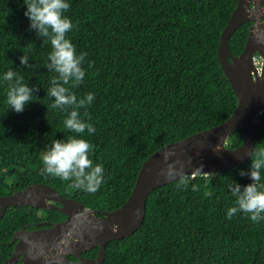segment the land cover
Listing matches in <instances>:
<instances>
[{
  "label": "trees",
  "instance_id": "obj_1",
  "mask_svg": "<svg viewBox=\"0 0 264 264\" xmlns=\"http://www.w3.org/2000/svg\"><path fill=\"white\" fill-rule=\"evenodd\" d=\"M238 1L71 0L67 15L75 28L67 35L85 54L86 69L84 83L72 91L77 96L95 93L86 118L96 132L85 138L93 145L90 159L104 167L100 188L87 192L41 173L46 146L75 133L64 127L63 111L47 110L46 89L54 73L43 65L51 45L30 29L23 0H0V73L12 67L36 86L35 101L20 113L7 111L0 86V195L44 183L92 209L120 208L153 153L218 126L234 113L238 100L218 47ZM252 24L244 23L231 37L235 55L243 51ZM23 53L32 67L20 64ZM253 126L257 151L264 148V111ZM243 142L239 129L227 147ZM250 159L219 173L187 176V187L178 188L175 180L152 191L141 228L110 242L102 264H264V219L252 222L242 213L226 217L235 202L227 185L251 182L239 175ZM39 210L42 219L66 218L58 210L9 207L0 219V263L12 256L14 234L42 220ZM98 252L94 248L84 256L96 258Z\"/></svg>",
  "mask_w": 264,
  "mask_h": 264
},
{
  "label": "water",
  "instance_id": "obj_2",
  "mask_svg": "<svg viewBox=\"0 0 264 264\" xmlns=\"http://www.w3.org/2000/svg\"><path fill=\"white\" fill-rule=\"evenodd\" d=\"M250 21L254 24L245 47L235 55L229 41ZM257 55L262 59L260 68L256 64ZM218 58L237 96L234 113L218 126L169 143L153 153L144 162L130 198L120 208L103 212L92 209L44 183L0 196V219L12 206L57 209L67 216L65 222L52 228L17 233L13 242L20 240L12 257L3 264H16L22 256L24 264H102L110 242L128 237L141 228L151 192L175 181L161 174L168 163L180 161L185 176H194L219 173L250 159L256 149L253 120L264 111V0L238 1L222 32ZM239 129L243 130V144L227 147L229 137ZM166 154H170L168 160H165ZM94 248H99L96 258L82 256ZM68 255L78 261L69 259Z\"/></svg>",
  "mask_w": 264,
  "mask_h": 264
},
{
  "label": "clouds",
  "instance_id": "obj_3",
  "mask_svg": "<svg viewBox=\"0 0 264 264\" xmlns=\"http://www.w3.org/2000/svg\"><path fill=\"white\" fill-rule=\"evenodd\" d=\"M23 3L26 5L24 15L29 19L30 29L43 38V43L51 45L43 65L49 73H54L46 89V96L51 100V104L46 105L47 110L50 107L63 111L66 114L64 127L75 133L66 139H53L46 146L40 157L41 173L71 181L77 189L95 192L103 183L104 167L100 163L94 164L90 159L93 145L85 138L96 132L95 125L86 118L87 110L95 100V93L77 96L72 91L84 83L86 69L85 54L77 52L67 35L75 28L73 20L67 15L71 0H23ZM19 60L26 68L33 66L30 57L24 53ZM256 64L260 68L262 59L256 58ZM0 86L4 87L7 111L23 112L30 102L35 101L33 96H36V86L26 83L24 76L12 67L0 73ZM81 109L84 110V116L81 115ZM169 155H165V160H168ZM250 161L247 169L239 170V175L247 176L251 182L242 186L232 180L227 185V190L235 198L234 205L226 211L229 220L238 213L246 214L252 222L264 219V148L255 151ZM161 174L167 179L177 180L178 188L188 186L180 161L168 163ZM192 188L198 190L194 184Z\"/></svg>",
  "mask_w": 264,
  "mask_h": 264
},
{
  "label": "flooded vegetation",
  "instance_id": "obj_4",
  "mask_svg": "<svg viewBox=\"0 0 264 264\" xmlns=\"http://www.w3.org/2000/svg\"><path fill=\"white\" fill-rule=\"evenodd\" d=\"M254 24V23H253ZM252 24V25H253ZM256 58H261L259 55L256 56ZM16 192V191H15ZM14 193V192H13ZM1 196V195H0ZM56 205H60V203H54ZM23 207V206H21ZM38 209V208H37ZM54 210V209H53ZM57 210V209H55ZM7 211V210H6ZM59 211V210H58ZM61 212V211H60ZM6 213V212H5ZM37 213H40V218L42 219V215H41V211L39 210ZM66 216V215H65ZM67 219V216L64 220H61V221H55L53 219H48V218H43L42 220L40 221H33V222H30L26 225H24L20 230H18L15 234H14V237L17 233H19L20 231H24V233H28V232H32V231H37V230H41V229H48V228H52L54 227L55 225L59 224V223H63L65 222ZM14 237L12 238V240L9 242L10 245L13 246V252H14V249H15V246L17 245L18 241L16 242H13V239ZM5 243H3L4 245ZM89 252V251H88ZM88 252H83L82 253V256L87 258L86 256H84L85 253H88ZM13 255V253H12ZM12 256H10L9 258H7L6 260H4L2 263L0 264H3L5 263L7 260H9ZM23 257V256H22ZM22 257L16 262V264H24V261L22 259ZM68 258L73 260V261H78V258L74 257L73 255H68Z\"/></svg>",
  "mask_w": 264,
  "mask_h": 264
}]
</instances>
